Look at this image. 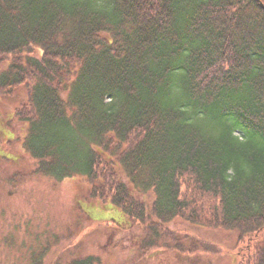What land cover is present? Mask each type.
I'll use <instances>...</instances> for the list:
<instances>
[{
    "label": "trees",
    "instance_id": "trees-1",
    "mask_svg": "<svg viewBox=\"0 0 264 264\" xmlns=\"http://www.w3.org/2000/svg\"><path fill=\"white\" fill-rule=\"evenodd\" d=\"M0 60V91L27 89L14 117L32 173L83 177L90 198L142 227L140 251L177 242L162 228L174 218L239 240L264 233L255 0H0ZM238 264H264V239Z\"/></svg>",
    "mask_w": 264,
    "mask_h": 264
},
{
    "label": "rangeland",
    "instance_id": "rangeland-1",
    "mask_svg": "<svg viewBox=\"0 0 264 264\" xmlns=\"http://www.w3.org/2000/svg\"><path fill=\"white\" fill-rule=\"evenodd\" d=\"M7 63L0 60V71ZM26 95L25 85L0 91V264H31L40 253L41 264H67L88 255L101 264H238L247 247L264 239L262 233L239 240L236 230L174 218L162 228L177 242L160 239L140 251L142 227L129 228L132 222L119 207L90 198L83 177L54 180L32 173L36 160L22 145L26 124L14 117ZM115 168L128 182L121 167Z\"/></svg>",
    "mask_w": 264,
    "mask_h": 264
},
{
    "label": "water",
    "instance_id": "water-1",
    "mask_svg": "<svg viewBox=\"0 0 264 264\" xmlns=\"http://www.w3.org/2000/svg\"><path fill=\"white\" fill-rule=\"evenodd\" d=\"M256 3L264 10V4L262 3L261 0H255Z\"/></svg>",
    "mask_w": 264,
    "mask_h": 264
}]
</instances>
